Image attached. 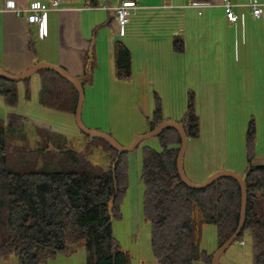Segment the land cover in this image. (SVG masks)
I'll return each mask as SVG.
<instances>
[{
	"label": "trees",
	"instance_id": "1",
	"mask_svg": "<svg viewBox=\"0 0 264 264\" xmlns=\"http://www.w3.org/2000/svg\"><path fill=\"white\" fill-rule=\"evenodd\" d=\"M183 45L179 39L174 41L177 51ZM39 73L43 75L40 103L66 110L64 101L69 99L74 114L76 87L53 71ZM116 75L120 80L132 75L130 51L122 41L116 44ZM17 85L18 82L0 78V94L10 107L19 102ZM192 98L179 120L189 139L199 138L201 128ZM165 119L161 99L156 96L150 128ZM28 121V117L15 112L0 118V260L16 254L20 264H46L59 254L71 255L82 248L86 264H133L131 253L121 247L113 234V220L121 218V204L129 186V153H120L104 139L93 138L91 141L102 143L109 153L112 163L105 169L89 158L92 148L79 152L67 144L68 138L63 134L39 126L35 132L40 142L33 147ZM255 131L252 120L246 140L247 165L240 173L247 186L246 223L235 242L250 230L253 264H264V164L252 161ZM156 137L162 150L143 146L141 171L143 216L150 224L152 254L159 264H211L216 249L239 224L240 183L223 175L204 189L188 187L177 169L180 132L167 127ZM52 164L58 165L59 170H51ZM206 224L217 227L216 248L212 252L201 243Z\"/></svg>",
	"mask_w": 264,
	"mask_h": 264
},
{
	"label": "rangeland",
	"instance_id": "2",
	"mask_svg": "<svg viewBox=\"0 0 264 264\" xmlns=\"http://www.w3.org/2000/svg\"><path fill=\"white\" fill-rule=\"evenodd\" d=\"M186 41L185 48L177 51L180 54L178 59L167 57L168 52L161 50L159 59L153 58V66L148 75L144 73L142 59L135 60L137 69L133 85L125 83L122 86L113 84L106 87L109 76L105 74L106 68L102 67L103 74L99 76L101 83L96 81L93 88L89 85L84 88L82 117L85 125L93 130L107 132L120 144L128 146L138 135L149 132V118L155 109L156 96L161 99L163 117L175 121L182 119L193 97L201 128L199 138L189 139L185 153V172L191 181L201 183L221 169L242 173L247 165L246 140L252 120L256 130V149L252 161L257 165L263 164L264 72L258 58L260 52L258 49L242 51L243 56L250 55L247 58L249 65L246 66L241 64V60H235L234 55L224 58L226 52L224 57L222 54V57L219 55L209 59L206 44H202L200 59L199 50H194L190 40ZM232 46L228 44L227 52L232 51ZM248 46L251 48L252 44ZM37 75L35 73L33 76ZM209 79L212 83L208 82ZM5 106L8 105L4 100L0 107ZM63 107L68 108L66 99ZM26 109L33 114H26L29 118V141L33 147L38 146L40 137L35 132V120H39L45 113L36 111L33 107ZM7 116L8 114L0 118ZM41 128L52 130L43 126ZM62 129V133L66 134L64 136L70 138L67 144L74 146L79 152L90 147L93 152L89 158L94 163L105 169L111 165L109 153L104 151L101 142L96 145L91 138L84 137L76 126L77 135L68 132L63 125ZM145 145L162 150L158 138L154 136L142 141L138 148L129 153V186L121 204V218L113 220V234L121 247L131 253L133 264H153L152 260H155L151 251L150 224L143 216L144 185L141 171L142 149ZM49 168L59 170L56 164ZM216 239L217 227L214 224L204 225L202 247L212 252L216 248ZM242 240L244 244L239 240L221 255L220 264H253L250 230L245 231ZM0 264L20 263L18 256L12 254L8 259L0 260ZM46 264H86L85 250L81 248L71 255L59 254ZM154 264H158L157 261Z\"/></svg>",
	"mask_w": 264,
	"mask_h": 264
},
{
	"label": "crops",
	"instance_id": "3",
	"mask_svg": "<svg viewBox=\"0 0 264 264\" xmlns=\"http://www.w3.org/2000/svg\"><path fill=\"white\" fill-rule=\"evenodd\" d=\"M88 1L107 8H86ZM121 1L60 0L57 7H51L54 0H0V67L12 74H21L37 63L50 62L64 67L74 76L82 77L84 88L86 85L93 88L96 81L101 83L99 76L103 74L101 69L104 67L105 74L109 76L106 87L125 83L133 85L137 69L135 60L142 59L144 73L148 75L153 58L159 59L161 50L168 52L167 57L178 59L180 54L174 47V41L181 40L185 48L188 39L194 50H199L200 59L202 44H206L209 59L219 55L222 57V54L224 57L226 52L224 58L234 55L235 60H241V64L246 66L249 65L247 58L250 55L243 56L242 51L258 49L264 72V16L253 17L248 6L235 8L239 14L244 13L243 21L230 22L225 16L222 0H134L138 8L131 10L130 21L124 28V34H121L116 13L110 8ZM231 1L245 4L249 0ZM192 2H208L212 6L199 14L198 10L189 7ZM12 7L24 11L17 14ZM35 8H47L45 34L37 24L28 21L29 12ZM118 41H122L130 51L132 75L128 80H120L116 75ZM229 43L233 45L232 51L227 52ZM248 44H252V47ZM39 72L37 76L32 75L18 82V105L0 107V116L15 112L28 117L26 114H33L26 108L33 107L45 113L35 120L36 126L66 135L62 133L63 125L68 132L77 135L69 99H66V110L40 103L43 75ZM208 82L212 83V80ZM3 98L0 94V105L4 103ZM242 256H245L244 253ZM152 261L156 262L154 259Z\"/></svg>",
	"mask_w": 264,
	"mask_h": 264
},
{
	"label": "water",
	"instance_id": "4",
	"mask_svg": "<svg viewBox=\"0 0 264 264\" xmlns=\"http://www.w3.org/2000/svg\"><path fill=\"white\" fill-rule=\"evenodd\" d=\"M42 70H49L57 73L58 75L62 76L66 80H68L70 83H72L77 91H78V100L77 104L75 107V112H74V117H75V122L78 127V129L85 135H88L91 139L93 138H102L106 142H108L112 147L117 149L120 153H130L134 151L142 141L149 139L151 137L156 136L161 130L167 127H174L176 128L181 135V145L178 151V156H177V169H178V174L182 180L188 187L192 189H204L210 184H212L217 178L223 175L231 176L235 178L241 186V191H242V200H241V210H240V220L239 224L236 228V230L232 233V235L222 244L220 245L216 251L213 254L211 264H220V257L223 253H225L228 248L235 242V240L241 235L243 228L246 223V215H247V186H246V180L245 178L238 172H235L233 170H228V169H221L218 170L214 173H212L209 177H207L203 182L201 183H195L191 181L183 166V160L184 156L187 150L188 146V136L187 133L183 127V124L180 123L179 121H175L172 119H165L153 128H150L149 132L138 135L134 141L128 145L124 146L120 144L111 134L107 132H103L100 130H93L88 128L82 117V110H83V105H84V99H85V90L82 84V77H77L71 74L67 69L60 65L52 64V63H37L27 69L25 72L21 74H12L2 67H0V78L6 79L8 81L12 82H20L23 81L35 73H38L39 71Z\"/></svg>",
	"mask_w": 264,
	"mask_h": 264
},
{
	"label": "built area",
	"instance_id": "5",
	"mask_svg": "<svg viewBox=\"0 0 264 264\" xmlns=\"http://www.w3.org/2000/svg\"><path fill=\"white\" fill-rule=\"evenodd\" d=\"M60 3V0H54L51 7H57ZM212 6L208 2H192L189 7H193L198 10L199 14L203 13V9ZM222 6L224 8V13L226 18L230 22L236 21H243L245 18L244 13L239 14L235 8L239 6H248L250 11L255 18H261L264 16V1L262 0H249L245 4L234 3L231 0H222ZM86 8H99V7H106L100 6L88 1ZM107 8V7H106ZM114 9L116 13V18L118 24L120 26L121 34H124V28L130 21V14L132 9L138 8V3L134 0H122L121 3L114 7H110ZM12 9L17 13L20 14L24 10L22 8L12 7ZM46 10L47 8H35L31 10L28 14V21L31 24H37L39 26L40 31L42 34H45L46 29ZM241 243H244V240H241Z\"/></svg>",
	"mask_w": 264,
	"mask_h": 264
}]
</instances>
